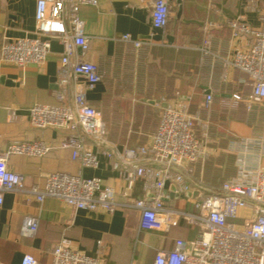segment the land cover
Masks as SVG:
<instances>
[{
  "label": "crops",
  "instance_id": "0c3cea01",
  "mask_svg": "<svg viewBox=\"0 0 264 264\" xmlns=\"http://www.w3.org/2000/svg\"><path fill=\"white\" fill-rule=\"evenodd\" d=\"M36 2L0 0V47L11 39L35 35ZM170 8L166 29L155 31L151 0H96L81 6L89 39L82 58L95 63L101 76L87 97L106 123L108 140L120 152L150 144L165 108L187 109L208 121L206 133L201 124L196 127L205 155L189 167L191 183L212 191L236 175L239 157L264 168V101L248 107L245 100L234 98L240 94L250 99L253 93L248 75L233 64L253 37L231 25L239 21L258 29L264 0H170ZM126 34L143 43L125 40ZM62 52L61 42L54 38L44 63L23 70L0 60V154L14 144L41 139L51 145L48 153L11 154L9 168L39 189L57 172L100 177L116 189L118 207L114 213L74 210L57 197L38 201L27 192L6 191L0 205V264H20L26 253L33 254L38 264H52V250L63 240L90 256L101 247L99 264H154L158 251L173 248L177 238L194 239L198 226L181 219L168 231L142 229L140 212L125 206L128 183L113 159L100 154L97 167L82 166L72 158L71 149L60 147L68 130L39 127L30 120V108L36 103H59L53 79ZM209 93L213 100L204 108ZM168 190V207L194 211L184 195H173L171 184ZM131 194L145 195L141 178ZM240 212L250 214L248 209ZM29 216L39 219L34 235L22 233Z\"/></svg>",
  "mask_w": 264,
  "mask_h": 264
},
{
  "label": "built area",
  "instance_id": "2783aa9c",
  "mask_svg": "<svg viewBox=\"0 0 264 264\" xmlns=\"http://www.w3.org/2000/svg\"><path fill=\"white\" fill-rule=\"evenodd\" d=\"M94 3L96 0H37L35 35L11 39L0 47L1 61L24 70L47 60L52 39L57 38L63 46L55 92L59 103L33 105L29 111L31 122L39 127L68 130L60 147L71 149L72 158L82 166L97 167L100 154L113 159L114 168L128 183L129 193L125 196L129 201L125 206L140 212L142 229L168 231L181 219L198 226L194 239L177 238L173 248L157 252L154 264H264V168L249 165L244 157H239L236 175L219 189L207 191L202 183L196 186L191 183L189 164L205 155L196 127L201 124L206 133L208 121L187 109L169 107L161 112L150 144L120 152L108 140L106 123L87 97V91L101 80L98 66L82 58L89 49V39L80 9L84 4ZM151 3L153 27L155 31H164L170 20V0H151ZM260 12L258 29L239 21L231 22L235 31L253 37L249 49L238 52L233 60L253 85L250 99L234 95L236 100H245L248 107L264 101V11ZM124 39L138 46L143 43L129 34ZM212 100L209 93L203 107L209 108ZM51 148L37 139L14 144L0 154V205L4 192L20 191L34 195L38 201L57 197L74 210L104 209L114 213L118 207L117 191L100 177L57 172L50 174L45 187L39 189L28 184L25 175L9 168L11 154L43 156ZM139 178L145 195L134 197L131 191ZM169 184L173 186V195H184L194 211L168 207ZM242 209H248L250 214L242 216ZM38 225V217L29 216L22 233L34 235ZM102 252L100 247L97 255L90 256L72 249L69 241L63 240L52 250V264H99ZM20 264H38V261L33 254L26 253Z\"/></svg>",
  "mask_w": 264,
  "mask_h": 264
},
{
  "label": "water",
  "instance_id": "95a60500",
  "mask_svg": "<svg viewBox=\"0 0 264 264\" xmlns=\"http://www.w3.org/2000/svg\"><path fill=\"white\" fill-rule=\"evenodd\" d=\"M154 38L161 40L162 39V36L161 35H156ZM53 80L56 82L55 88H57V77H55Z\"/></svg>",
  "mask_w": 264,
  "mask_h": 264
}]
</instances>
